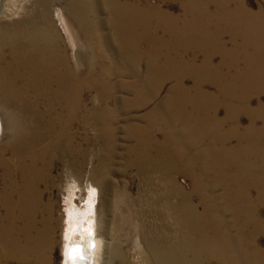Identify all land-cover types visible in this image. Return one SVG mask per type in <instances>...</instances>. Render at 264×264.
Returning <instances> with one entry per match:
<instances>
[{"label": "bare ground", "instance_id": "obj_1", "mask_svg": "<svg viewBox=\"0 0 264 264\" xmlns=\"http://www.w3.org/2000/svg\"><path fill=\"white\" fill-rule=\"evenodd\" d=\"M63 1L66 11H59L57 16L52 14L53 0H35L32 13L0 25V107L6 112L8 126L4 121L0 139L7 136L6 142H0V170L5 171L0 204L6 210L4 216L0 215V264H25L32 259L50 263L55 201L45 202V194L56 181L53 170L57 164L62 165L68 178L70 200L71 231L65 264H109L114 260L126 264L122 250L106 245L97 236V188L92 187V198L85 209L75 206L78 178L74 173L81 174L89 157L99 159L94 174L100 171V165L112 170L118 154L114 131L119 129L113 124L120 109L149 106L164 87L153 83L160 79L173 81L169 96L142 116L143 125L130 122L126 136L132 142L126 147L127 168L143 176L160 174L163 183L170 185L163 199H178L173 208L177 211L180 241L174 243L159 234L150 245L156 264H202L215 258L226 264H264V250L257 241L262 228L258 205L252 202V190L258 188L259 203L264 205V103L260 98L264 93V58L260 51L264 30L256 17L248 14L243 0H236L237 12L229 9L233 0L218 4V0H176L183 1L182 19L143 0H104L111 15L110 40L99 34L104 25L93 18L103 11V0ZM213 4L217 5L214 11L210 9ZM2 15L7 14L0 7ZM56 17L73 37L76 27L82 30L90 44L92 30H97V39L106 50L113 51L110 57L115 62L102 64L104 55L92 46L94 62L87 63L81 61L79 51L75 50L74 56L62 47ZM227 33H232L237 44L236 60H230V51L224 48L222 38ZM251 47L256 48L254 54L248 51ZM194 48L206 55L204 64L185 60ZM216 53L224 57L219 66L213 64ZM241 59L244 64L239 63ZM143 62L146 73L141 74L138 65ZM125 77L136 78L128 87L134 96L131 99L118 95L121 87L127 89ZM189 77L194 79L192 88L186 85ZM207 84L213 85L218 94L208 93ZM255 98H260L259 106L252 108ZM222 105L227 108L225 119L218 118ZM242 114L250 119L247 128L241 126ZM228 123L233 128L223 133L222 127ZM90 129L96 133L90 135ZM233 138H237L238 147L229 146ZM205 141L203 151L193 149ZM177 172L192 175L191 193L172 178ZM99 174L110 192L109 180ZM92 185L96 187L97 183ZM219 189L222 193H215ZM193 195L199 197L202 211L192 202ZM116 204L131 209L133 202L116 194ZM45 213L39 226L38 216ZM225 213L234 215L232 223ZM120 218L116 215L115 220ZM133 218L132 212L124 221ZM112 231L111 226L108 232ZM76 233L85 241L75 240Z\"/></svg>", "mask_w": 264, "mask_h": 264}, {"label": "rangeland", "instance_id": "obj_2", "mask_svg": "<svg viewBox=\"0 0 264 264\" xmlns=\"http://www.w3.org/2000/svg\"><path fill=\"white\" fill-rule=\"evenodd\" d=\"M1 1V10L6 13L7 15H2L0 17V25L1 24H8L11 22L19 21L23 18L26 13H32L34 10V2L35 0H0ZM147 1L151 6L159 7L163 10L169 11L172 15L176 16L177 18L182 19L185 17V11L183 10V1H166V0H143ZM186 1V0H184ZM191 1V0H188ZM222 0H218L216 3H220ZM102 4L104 5L105 2L103 0ZM238 2L233 0L230 5V10L235 9V11H239L237 8ZM243 4L245 10L253 17H256L260 26H262V30H264V0H243ZM106 4L104 5L103 11H100V14L94 16L95 22L98 20L101 22L103 26L102 30L99 31V34H103L106 38H110L113 36V30L110 27V18L111 15L107 10ZM52 14L53 16H57L59 11H66V4L63 0H53L51 4ZM212 11L217 9V5L213 4L210 8ZM11 10V12H10ZM220 11V10H219ZM10 13H14V15H10ZM253 14V15H252ZM67 20H71L69 16H67ZM193 20V17H190ZM195 19V18H194ZM56 26L60 31V44L62 47H67L70 53L74 52L75 50L78 55H80L81 61L87 62H94L93 54L95 50L101 53V56L104 55V58H101V63L110 65L115 62L113 58L114 54L110 48L107 50L104 47V43L97 39L98 31L92 30L93 40L90 43L85 41L84 32L77 27L74 29L73 33L69 30L67 33L65 26L62 24L59 18L56 17ZM182 21V20H181ZM70 24V22H69ZM71 26V25H69ZM259 26V27H260ZM261 30V28H260ZM163 34V33H162ZM161 33L158 35L160 36ZM100 36V35H99ZM72 38V39H71ZM224 48L227 50L230 55V60H236L237 51L236 47L237 44L233 41L232 33H227L223 36ZM113 41V40H112ZM102 44V46H101ZM75 45V46H72ZM95 47V50H92L91 47ZM75 47V49H74ZM74 49V50H73ZM250 54H254L256 52V48H248ZM261 54L262 58H264V42L261 46ZM235 52V53H234ZM96 53V52H95ZM82 54V56H81ZM110 55H113L110 57ZM236 55V56H235ZM240 57H244L241 55ZM86 59V60H85ZM185 60L190 63L201 65L205 63L206 55L199 51L198 49H192L186 56ZM224 61V57L222 53H216L213 57V64L219 66ZM244 60H240V64H244ZM138 71L141 74L146 73V66L143 62L142 64L138 65ZM137 79L139 76L136 77ZM136 78L132 77H125L123 80V84L126 86L127 89L121 87L118 90V95L121 98L131 99L133 98V94L131 91L128 90V87L131 84H134L133 79ZM117 76L113 78V81H116ZM154 84L164 85L162 90L159 92L155 99H153L149 106L144 107L142 109H128L127 107H123L120 109V116L117 118L116 123L113 124V127L118 126L119 129L115 130L114 133L117 137V141L115 142V146L118 149V154L114 159V164L111 166L112 170L110 172L103 168L101 165L99 166L100 171L97 174H94L93 170L99 165L98 157H89L87 161H85L83 167L80 169L81 174L75 175L78 178L75 185L76 189L74 192L75 195L73 197V202L75 206L78 208L85 209L88 205L89 200L92 198L91 191L92 187L95 189L97 188V195H96V202H95V209H96V218L98 217L97 222V230L100 238H102L106 245L110 246V244L120 250L123 251L126 257V264H156L151 251L150 245L156 241V238L160 234L162 236L166 235L171 242H179L180 238L176 234V230L178 228L176 222V215L177 211L174 206H176L178 199L173 198L169 201L164 200L163 197L165 196L167 190L170 189V185L163 183V178L160 174H152L150 176H143L139 175L136 169L127 168L128 166V153L126 147L131 144V140L127 139V127L130 122L137 123L139 125H143L144 121H142V116L147 114L151 111L156 105L160 104L163 101L164 97H168L171 88L173 86V81H164L163 79L156 80L153 82ZM122 85V82L120 83ZM186 85L189 88L194 86V79L189 77L186 81ZM131 90V89H130ZM205 90L212 94L217 95V90L213 85L207 84L205 86ZM117 92V91H116ZM141 92V91H140ZM145 93V92H142ZM157 94V93H156ZM125 96V97H124ZM262 102L264 103V93L260 97ZM259 99L255 98L252 100V108H257L259 106ZM142 101H146L145 97L140 98ZM127 109V110H125ZM218 118L225 119L227 116V108L225 106H221L219 108ZM6 112L2 107H0V139L4 135V121L5 126H7V119H6ZM241 126L242 128H247L249 125L250 119L247 115H241ZM3 124V125H2ZM2 126V127H1ZM8 127V126H7ZM6 127V128H7ZM78 127V126H77ZM259 127H262V122L259 123ZM233 126L231 123L226 124L222 127L223 133H228L232 130ZM4 129V130H3ZM77 131L79 127L76 128ZM2 131V132H1ZM8 132V128L7 131ZM79 132H82L80 130ZM90 135H94L96 133L93 129L89 131ZM158 137L162 138V133H157ZM7 136L5 135L0 142H6ZM207 141L203 144L194 147L195 150L203 151L207 147ZM238 144L237 138H233L229 146L236 147ZM238 147V146H237ZM192 149V151H194ZM98 152V151H96ZM10 157V155H7ZM108 166V165H106ZM0 189L3 187L4 183V176L5 171L0 170ZM4 172V173H3ZM106 176L109 180L111 191L107 192L105 189L104 181L101 180L100 174ZM210 176V174H208ZM53 176L55 178L54 184L50 186V192L46 189L45 194V202H49L52 198L55 201V206L53 209V218L54 221L52 226H55V229L52 234L53 238V248L49 252L50 255V263L49 264H65V250L68 247L69 241L68 236L70 235L71 226L68 222V208L70 206L69 199V192L67 186V176L64 174V169L62 165L57 164L55 169L53 170ZM204 177V174H203ZM67 178V179H66ZM172 178L178 182V184L188 193H191L194 188L193 177L191 174L186 172H177L172 174ZM209 181V180H208ZM205 182H207L205 180ZM94 183L95 186L92 184ZM57 185V186H56ZM56 186V187H55ZM66 187V188H65ZM55 188V189H54ZM99 188V189H98ZM65 190V191H64ZM48 191V192H47ZM50 193V194H49ZM215 193L220 194L222 190L219 189L215 191ZM116 194L122 195L128 199V202H133L131 209L126 207L125 204L117 205L116 204ZM163 199V200H161ZM161 202V203H160ZM192 202L197 205L199 211H202L203 208L200 205V200L197 195H193ZM252 202L254 205H258V219L259 223H261V230L257 232V241L259 247L264 250V205L259 203V189L253 188L252 190ZM108 204V205H107ZM0 204V215L4 216L6 214L5 208ZM110 207V209H108ZM111 210V211H110ZM134 214V218L126 223L124 218L129 214ZM226 214V213H225ZM98 215V216H97ZM121 216L120 219L115 220V217ZM175 215V216H174ZM47 216V213L42 216L41 214L38 216L37 223L39 226H42V219L43 217ZM174 216V217H173ZM227 219L228 223H232L234 221V215L228 213L224 215ZM261 218V219H260ZM2 224V218L0 217V226ZM70 226V227H69ZM112 226V234L108 232L109 227ZM75 240L78 241H85L83 236L80 233L75 234ZM163 237V236H162ZM108 246H105L103 251L104 258H106V249ZM106 255V256H105ZM103 258V257H102ZM103 258V259H104ZM107 260V258H106ZM215 258L213 261H203L202 264H226L224 260ZM37 260L32 259L25 264H40ZM109 263V262H108ZM107 264V262H106ZM109 264H122L119 260H114V262H110Z\"/></svg>", "mask_w": 264, "mask_h": 264}, {"label": "snow or ice", "instance_id": "obj_3", "mask_svg": "<svg viewBox=\"0 0 264 264\" xmlns=\"http://www.w3.org/2000/svg\"><path fill=\"white\" fill-rule=\"evenodd\" d=\"M73 251H79V249H74Z\"/></svg>", "mask_w": 264, "mask_h": 264}]
</instances>
